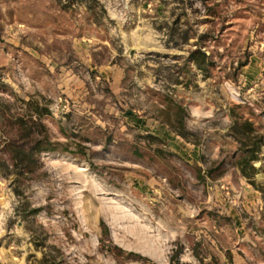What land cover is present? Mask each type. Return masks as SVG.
<instances>
[{
  "label": "rangeland",
  "instance_id": "374dc122",
  "mask_svg": "<svg viewBox=\"0 0 264 264\" xmlns=\"http://www.w3.org/2000/svg\"><path fill=\"white\" fill-rule=\"evenodd\" d=\"M99 1L96 24L83 4L0 0V95L46 101L59 144L0 176V264H264V205L226 135L231 111L264 125V0ZM177 18L192 38L166 47ZM197 47L206 72L185 65ZM176 104L197 143L156 119Z\"/></svg>",
  "mask_w": 264,
  "mask_h": 264
},
{
  "label": "trees",
  "instance_id": "16d2710c",
  "mask_svg": "<svg viewBox=\"0 0 264 264\" xmlns=\"http://www.w3.org/2000/svg\"><path fill=\"white\" fill-rule=\"evenodd\" d=\"M60 1L64 8L83 4L96 24H99L102 16H107L106 9L99 0ZM178 20V18L174 19L172 25L167 27L166 47L182 48L192 38L190 29H182L177 24ZM177 57L174 55L172 58ZM187 63L194 64L197 69L205 72L211 65L208 55L200 47L189 51L185 65ZM165 81L168 84L179 83L177 76L173 77L172 74H169ZM0 99L2 100L0 102V176L6 178L13 176L12 181L16 183L22 177L29 178L40 166L41 154L57 149L59 144L51 138L49 127L43 119L51 111L46 101H41L34 95L26 99L15 90H8V97L5 99L0 95ZM174 108L173 118L167 115L156 119L164 122L176 135L193 144L197 143L194 134L185 127L182 117L187 116L185 108L178 104ZM230 116L232 121L226 135L232 138L236 144V151L239 152L238 157L233 161V166L260 192L264 205V181L256 182V175L259 172L264 173V125H256L250 118L244 119L233 111L230 112ZM140 137L165 145L162 138L151 134H141ZM161 152V149L155 151L157 154ZM15 189L17 190L18 187L16 186ZM46 261L47 259L43 258L42 264H46Z\"/></svg>",
  "mask_w": 264,
  "mask_h": 264
}]
</instances>
